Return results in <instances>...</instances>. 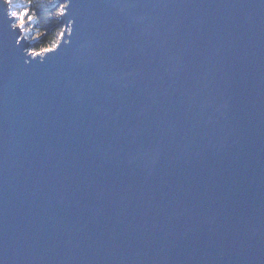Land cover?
<instances>
[{
    "label": "water",
    "instance_id": "water-1",
    "mask_svg": "<svg viewBox=\"0 0 264 264\" xmlns=\"http://www.w3.org/2000/svg\"><path fill=\"white\" fill-rule=\"evenodd\" d=\"M57 1L27 57L0 0V264H264V0Z\"/></svg>",
    "mask_w": 264,
    "mask_h": 264
},
{
    "label": "clouds",
    "instance_id": "clouds-1",
    "mask_svg": "<svg viewBox=\"0 0 264 264\" xmlns=\"http://www.w3.org/2000/svg\"><path fill=\"white\" fill-rule=\"evenodd\" d=\"M2 3L7 6L6 12L7 16L11 21L10 27L13 30H20V37L18 39V43L23 42L25 40L32 41L39 38L42 34L38 29L35 31V34L29 36L30 33L34 31V24L40 23V18L37 16L35 10H32V6L34 0H2ZM9 5H19L18 7H8ZM45 7H50V3L46 4ZM68 5L62 4L60 8H58L54 16H62L65 14V10L67 9ZM27 17V19H25ZM51 19V17H49ZM30 25V26H26ZM38 52L36 50H28L27 57H36ZM27 62V60H26Z\"/></svg>",
    "mask_w": 264,
    "mask_h": 264
},
{
    "label": "trees",
    "instance_id": "trees-1",
    "mask_svg": "<svg viewBox=\"0 0 264 264\" xmlns=\"http://www.w3.org/2000/svg\"><path fill=\"white\" fill-rule=\"evenodd\" d=\"M50 3V7H45ZM59 8L57 0H34L32 10H35L37 16L40 18V23L34 24V31L29 36L35 34L38 29L42 34L38 39L32 40L31 49L36 50L38 53L46 49L54 48L62 35L63 27L60 25V16H54L55 11ZM51 17V19H49ZM30 26V25H26Z\"/></svg>",
    "mask_w": 264,
    "mask_h": 264
},
{
    "label": "snow or ice",
    "instance_id": "snow-or-ice-1",
    "mask_svg": "<svg viewBox=\"0 0 264 264\" xmlns=\"http://www.w3.org/2000/svg\"><path fill=\"white\" fill-rule=\"evenodd\" d=\"M19 5H9L8 7H18ZM27 19V17H25ZM19 30V29H18ZM20 31V30H19Z\"/></svg>",
    "mask_w": 264,
    "mask_h": 264
},
{
    "label": "rangeland",
    "instance_id": "rangeland-1",
    "mask_svg": "<svg viewBox=\"0 0 264 264\" xmlns=\"http://www.w3.org/2000/svg\"><path fill=\"white\" fill-rule=\"evenodd\" d=\"M59 8H60V6H59ZM46 50H50V49H46Z\"/></svg>",
    "mask_w": 264,
    "mask_h": 264
}]
</instances>
